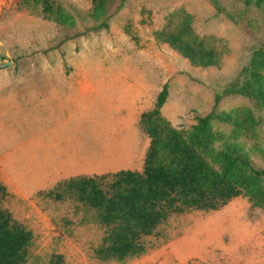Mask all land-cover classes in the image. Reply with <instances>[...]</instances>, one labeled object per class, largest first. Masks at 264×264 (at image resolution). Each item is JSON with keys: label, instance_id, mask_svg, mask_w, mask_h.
Returning <instances> with one entry per match:
<instances>
[{"label": "rangeland", "instance_id": "374dc122", "mask_svg": "<svg viewBox=\"0 0 264 264\" xmlns=\"http://www.w3.org/2000/svg\"><path fill=\"white\" fill-rule=\"evenodd\" d=\"M7 1L12 12H28L40 20L22 19L11 25L10 45L0 65L11 64L0 66L1 73H65L102 81L98 100L92 99L89 108L74 113L68 131L79 139L72 142L87 158V169L62 171L56 158L43 153L34 159L33 141H21L19 153L13 150L12 141H0V183L6 189L2 208L32 233L26 264H48L55 254L63 256V264H260L264 211L252 206L245 196L218 211L171 215L145 238L143 255L118 263L103 262L94 255L105 234L94 211L70 199L57 201L46 193L72 176L142 171L150 140L141 129L140 118L153 108L155 94L166 83L170 100L162 115L186 135L197 117L213 110L216 91L232 81L247 66L253 50L264 43V9H257L255 0H107L105 13L95 20L91 16L93 0H49L53 11H58L51 21L58 34L55 41L45 42L53 30L42 15V5L29 0ZM180 9L192 15L197 35L212 38V46L224 51L219 68H194L167 45L162 49L156 43L154 32L163 29L169 15ZM102 22L108 28H99ZM39 31L43 42L35 48L26 44L22 49L13 40L14 35L33 39ZM165 64L169 66L167 74ZM246 108L257 121L255 126L243 127L236 138L226 124L214 122V131L223 134V139H232L255 168L264 169V110L247 98L231 95L215 111L230 113L241 122ZM12 117L5 122L7 128L13 124ZM124 122L127 128L122 126ZM19 132L23 133L10 128L7 134L11 137ZM3 133L0 128V135ZM118 137L124 140L126 151L119 169H93V159L101 156L107 142ZM220 146L221 141L214 149ZM206 158L212 163L210 156ZM7 161L9 166L3 167ZM52 173L60 175L52 177Z\"/></svg>", "mask_w": 264, "mask_h": 264}, {"label": "trees", "instance_id": "16d2710c", "mask_svg": "<svg viewBox=\"0 0 264 264\" xmlns=\"http://www.w3.org/2000/svg\"><path fill=\"white\" fill-rule=\"evenodd\" d=\"M29 1L42 5L45 20L52 21L58 12L53 11L49 0ZM106 3L92 1V18L102 17ZM254 6L264 9V0H255ZM99 28L108 25L102 22ZM153 35L156 43L167 45L194 68L222 65L224 51L212 46V38L195 33L193 17L183 9L170 14L165 27ZM231 95L247 98L264 110V43L253 50L247 66L216 91L213 110L197 117L186 135L162 115L169 98L168 84L162 86L153 108L140 118L141 129L150 140L142 171L71 177L46 193L57 201L70 199L96 213L105 229L101 244L93 251L98 260L123 263L140 257L147 249L145 238L173 214L218 211L240 196L264 211V169L255 168L249 155L230 142L232 139H223V134L214 131V122L226 124L236 138L243 127L257 124L247 108L242 110L241 122L230 113L215 111ZM219 141L221 146L215 150ZM5 196L6 189L0 183V264H26L32 233L2 208ZM63 263V256L56 254L48 262Z\"/></svg>", "mask_w": 264, "mask_h": 264}, {"label": "crops", "instance_id": "0c3cea01", "mask_svg": "<svg viewBox=\"0 0 264 264\" xmlns=\"http://www.w3.org/2000/svg\"><path fill=\"white\" fill-rule=\"evenodd\" d=\"M22 19L33 21L39 18L30 15L28 12H12L9 9L8 1L0 0V59L3 53H7L10 45L9 36L10 33H12L10 32V30H12L10 28L11 25H14ZM45 21L49 22L48 26H52L53 30V34L50 35L49 39L47 41L45 40V42L55 41L58 28L51 21ZM38 28L41 29L40 22ZM42 36V32L39 31L37 37L33 39H17L14 35L13 40L16 41V44L22 49L27 47L26 44L35 48L37 47L36 44L40 45L43 42ZM21 42H25V45H20ZM164 46L166 45L161 44L162 49L165 48ZM157 49V47L154 48V50ZM156 52L157 51H155V53ZM0 66L3 67V65ZM165 66L167 74L169 66L167 64H165ZM101 82L100 80H92L90 77L76 74H14L0 72V128L4 131V133L0 135V141H12L11 146L13 150L18 153L22 145L21 141H33L34 159L38 158V156L43 153L44 157L48 156L49 159L51 157H53V159L56 158L57 161L60 162L59 169L62 171L72 169L82 171L87 169V158L82 156L79 145H75L72 142L79 141V139H74L68 131L71 129L74 113H79L82 112L83 109L89 108V105L93 103L92 99L94 100L95 98V100H98L97 95H99L102 90L100 85ZM11 83L15 84L10 85ZM12 88L16 91L9 90ZM159 92L160 91H158L155 96H157ZM169 100L170 97L168 98V102ZM109 105L111 106V104ZM119 106L120 104L117 108H119ZM8 117H12L13 124L7 128L5 122ZM118 122V124H120V119H118ZM122 126L127 128L128 124L124 122ZM10 128L22 130L23 133L19 132V134L17 133L10 137L7 134ZM57 141L60 142L58 143ZM122 141L124 140L118 137L107 142L101 156L93 159L92 168L102 172L118 170L121 158L126 152ZM5 150L8 153L7 145ZM13 150L11 154H14ZM8 154L9 159L10 153ZM8 163L9 161L2 164L3 167L4 165L9 166ZM56 168L58 167H53V169ZM57 175V173H52L50 176L57 177ZM63 175L66 176L65 173ZM15 190L20 193L18 188H15ZM260 264H264V236H262L261 232Z\"/></svg>", "mask_w": 264, "mask_h": 264}, {"label": "water", "instance_id": "95a60500", "mask_svg": "<svg viewBox=\"0 0 264 264\" xmlns=\"http://www.w3.org/2000/svg\"><path fill=\"white\" fill-rule=\"evenodd\" d=\"M9 64H11V62L9 61L7 64H4V66L3 67H5L6 65H9Z\"/></svg>", "mask_w": 264, "mask_h": 264}]
</instances>
